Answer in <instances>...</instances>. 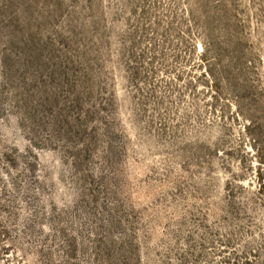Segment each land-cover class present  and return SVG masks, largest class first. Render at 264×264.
Instances as JSON below:
<instances>
[{"label": "rangeland", "instance_id": "obj_1", "mask_svg": "<svg viewBox=\"0 0 264 264\" xmlns=\"http://www.w3.org/2000/svg\"><path fill=\"white\" fill-rule=\"evenodd\" d=\"M0 264H264V0H0Z\"/></svg>", "mask_w": 264, "mask_h": 264}]
</instances>
